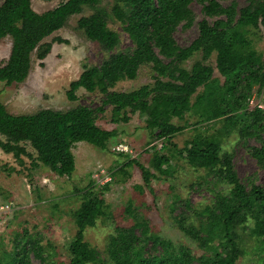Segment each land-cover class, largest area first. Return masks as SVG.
I'll list each match as a JSON object with an SVG mask.
<instances>
[{
    "label": "trees",
    "instance_id": "16d2710c",
    "mask_svg": "<svg viewBox=\"0 0 264 264\" xmlns=\"http://www.w3.org/2000/svg\"><path fill=\"white\" fill-rule=\"evenodd\" d=\"M193 1L201 6L203 18L197 22V37L188 46L180 47L174 33L180 25L191 27ZM99 3L100 0H67L39 14L32 9L31 0H3L0 40L10 37L11 47L6 61L0 63V83L23 82L33 55L42 61L52 43H66L60 37L51 42L45 39L84 8L93 11L77 21V29L103 51L115 50L119 36L108 28V12ZM110 15L122 26L134 48L110 53L99 65L84 67L65 93L74 102L80 89L98 92L102 95L101 104L96 108L77 105L65 111L42 109L34 114L13 115L0 100V135L4 137L0 149L21 164L23 156L32 158L24 146L27 143L35 151L37 162L58 176L70 177L75 170L72 148L76 143L86 142L106 150L116 136L115 130H104L96 124L97 115L105 107H111V121L116 124L128 123L130 114L143 116L151 139L164 140L175 153H185L192 166L207 170L227 186L225 194H214L210 205L195 208L185 200L183 206L191 213L186 215L181 210L173 215L178 229L195 241L202 252L195 256L189 248L152 233L130 203L126 213L132 217V224L115 228L105 247V258H101L85 241L84 232L94 227L98 219L107 217L108 207L89 185L72 213L76 231L68 245L67 263L56 262L52 245L48 244L47 250L24 231L12 251L0 253V264H31L30 255L40 264H237L244 252L238 229L250 221L249 235L264 251V187L254 182L245 186L234 170L232 154L221 145V135L226 136L231 130H237L244 139H256L259 145L250 148V155L264 168L263 111L258 107L248 109L253 85L257 92L264 87V52L257 53L252 48L251 37L260 27L264 30V0H247L241 8L235 2L223 5L221 0H114ZM195 53H200L201 59L185 69L183 64ZM213 53L222 80L214 78L213 68L204 63ZM143 65H150L155 73L152 85L129 92L112 90L120 80L135 79ZM190 112L198 114L202 123L218 121L222 127L218 136L196 133L178 150L172 139L187 126L176 125L172 120H183ZM153 154L150 166L160 175L169 174L165 168L169 156L157 151ZM128 165L139 168L144 185L149 188L155 175L134 160H128L118 170L122 172Z\"/></svg>",
    "mask_w": 264,
    "mask_h": 264
},
{
    "label": "rangeland",
    "instance_id": "374dc122",
    "mask_svg": "<svg viewBox=\"0 0 264 264\" xmlns=\"http://www.w3.org/2000/svg\"><path fill=\"white\" fill-rule=\"evenodd\" d=\"M65 1L31 0V7L40 14ZM231 2L241 8L247 0H221L223 5ZM113 4L114 0H100L99 3V7L108 12V28L116 32L120 40L118 47L110 53L126 52L133 49L134 45L122 26L110 15ZM190 9L194 15L191 27L182 28L180 25L174 33V39L180 47L188 46L197 37V22L203 18L201 6L197 2L193 1ZM92 11L84 8L45 39L51 42L52 38L60 37L66 43H52L49 54L42 61L33 55L29 74L23 82L12 85L0 83V100L10 114H34L42 109L65 111L77 105L96 108L101 104L102 95L98 92L88 93L80 89L77 92L78 99L74 102H70L65 95L70 82L79 77L84 67L99 65L110 54L103 51L98 43L87 40L82 31L77 29V21ZM251 37L252 48L257 53H263V28L260 27ZM10 47V37L0 40V63L6 61ZM200 59L201 54L195 53L183 67L190 69ZM215 59L216 54L213 53L204 63L213 68L214 78L222 80L215 68ZM154 74L150 65H143L138 69L135 79L120 80L112 90L129 92L143 85H152ZM255 104L262 106L264 125V87L257 92V86L253 85L248 109L252 110ZM110 109L107 106L102 114L97 115L96 124L104 130H115L116 136L109 141L106 150L86 142L76 143L72 148L75 170L70 177L58 176L37 162L35 151L27 143L24 146L32 158L23 156L21 164L16 162L12 154L0 149V253L12 251L15 241L26 231L47 250V245H52L56 262L67 263L68 245L76 231L72 213L81 204L83 191L91 185V189L105 201L108 215L98 219L94 227L87 228L84 239L98 251L101 258H105V247L115 228L132 224V217L126 213L130 203L134 213L146 220L152 233L175 245L189 248L195 256L200 255L202 251L197 243L178 229L173 215L181 210L186 215L191 213L183 206L185 200L195 208L210 205L214 194H225L227 186L220 183L214 174L192 166L185 153H175L164 140L151 139L143 116L130 114L128 123L116 124L111 121ZM199 120V115L194 112L187 113L183 120H172L176 125L187 126L172 139L178 150L186 146L196 133L218 136L221 123H202ZM261 137L264 139V130ZM0 140L4 141L2 135ZM221 145L223 150L232 154L234 170L245 186L254 182L264 187V168L259 167L250 155V148L259 145L256 139H244L237 130H231L226 136L221 135ZM155 151L169 156V165L165 166L169 174L160 175L150 166ZM128 160L138 162L155 175L149 188L144 185L136 165L124 166L122 172L118 170ZM193 224H197L195 220ZM251 227L250 221L245 228L238 229L243 238L241 247L244 252L237 264H264V251L259 247L260 243L249 235ZM30 260L31 264H40L32 255Z\"/></svg>",
    "mask_w": 264,
    "mask_h": 264
},
{
    "label": "built area",
    "instance_id": "2783aa9c",
    "mask_svg": "<svg viewBox=\"0 0 264 264\" xmlns=\"http://www.w3.org/2000/svg\"><path fill=\"white\" fill-rule=\"evenodd\" d=\"M250 103H252V101H251ZM254 107L261 108L262 106H261V105H257V104H255V106H254Z\"/></svg>",
    "mask_w": 264,
    "mask_h": 264
}]
</instances>
